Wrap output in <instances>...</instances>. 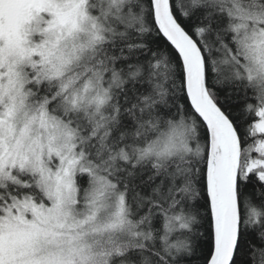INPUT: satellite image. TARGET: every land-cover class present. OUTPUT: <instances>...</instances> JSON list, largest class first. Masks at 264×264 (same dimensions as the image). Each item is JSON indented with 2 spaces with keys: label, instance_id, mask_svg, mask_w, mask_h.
Here are the masks:
<instances>
[{
  "label": "snow or ice",
  "instance_id": "snow-or-ice-1",
  "mask_svg": "<svg viewBox=\"0 0 264 264\" xmlns=\"http://www.w3.org/2000/svg\"><path fill=\"white\" fill-rule=\"evenodd\" d=\"M0 264H264V0H0Z\"/></svg>",
  "mask_w": 264,
  "mask_h": 264
}]
</instances>
